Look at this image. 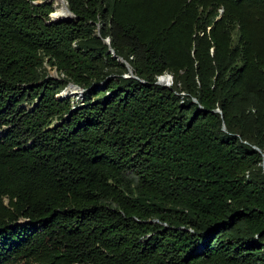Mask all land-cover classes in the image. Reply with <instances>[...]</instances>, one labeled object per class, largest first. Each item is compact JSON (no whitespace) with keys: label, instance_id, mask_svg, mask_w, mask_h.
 Returning a JSON list of instances; mask_svg holds the SVG:
<instances>
[{"label":"trees","instance_id":"obj_1","mask_svg":"<svg viewBox=\"0 0 264 264\" xmlns=\"http://www.w3.org/2000/svg\"><path fill=\"white\" fill-rule=\"evenodd\" d=\"M64 1L0 0V264H264V0Z\"/></svg>","mask_w":264,"mask_h":264},{"label":"water","instance_id":"obj_2","mask_svg":"<svg viewBox=\"0 0 264 264\" xmlns=\"http://www.w3.org/2000/svg\"><path fill=\"white\" fill-rule=\"evenodd\" d=\"M64 1V0H63ZM65 2V1H64ZM67 9H68V7H67ZM68 11H69V13H70V16L69 17H66V18H55V17H53V16H51V14H52V12H50L49 14H48V19L45 21L46 23H51V22H59V21H61V20H70L72 17H73V13L68 9ZM97 34H98V32H97ZM103 40H105V42L106 43H108V38L107 37H104L103 38ZM108 51L111 53V55H113V56H115L116 57V59H118V60H120V61H122L123 63H124V65L127 67V73H124V76H133V77H136V75L135 74H133V73H131V69H130V67H129V65H128V63L121 57V56H119V55H116L114 52H113V49L110 47V46H108ZM54 71H56L55 70V68H54ZM168 76V79H165L164 81H159V77H161L163 74H160V75H158L157 76V78H156V80H155V82L156 83H161V84H165V85H167V84H169V82L171 81V75L169 74V73H166ZM142 81V80H141ZM69 84H74V83H69ZM74 85H76L77 86V84H74ZM194 101H195V98H192ZM215 110H217V111H219V109H217V108H215ZM222 129L224 128L223 127V124H222V127H221ZM253 147H255L256 149H258L256 146H254L253 145ZM262 156H264V154H262Z\"/></svg>","mask_w":264,"mask_h":264},{"label":"rangeland","instance_id":"obj_3","mask_svg":"<svg viewBox=\"0 0 264 264\" xmlns=\"http://www.w3.org/2000/svg\"><path fill=\"white\" fill-rule=\"evenodd\" d=\"M38 1H43V2H50V1H47V0H35V2H38ZM51 5L53 6L54 8V5L51 3ZM95 29H97V26L95 27ZM97 31V30H96ZM104 38V37H103ZM102 38V40H103ZM44 71H45V75H48V76H51V77H54V78H60L61 77V74H58L56 71H54V68L49 66L47 63H44ZM168 72H165L163 74H166ZM124 75V74H123ZM70 82H67L58 92H57V96L59 97H64V96H68L71 101L75 102V103H79V101L82 99L83 97V88L78 86L77 85V88L78 90H80V95H79V92L78 93H66L65 92V89L70 85L69 84ZM171 83V81L169 82V84ZM167 84V85H169ZM180 94H183V92H180ZM78 95V96H77ZM155 220V219H153Z\"/></svg>","mask_w":264,"mask_h":264},{"label":"bare ground","instance_id":"obj_4","mask_svg":"<svg viewBox=\"0 0 264 264\" xmlns=\"http://www.w3.org/2000/svg\"><path fill=\"white\" fill-rule=\"evenodd\" d=\"M47 1H50L54 5V12H53V14H51V16H53L55 18H66V17L70 16V13H69V11L67 9L66 3L63 0H47ZM131 73H133L132 70H131ZM167 76H168L167 74H163L161 77H159V81H161V80L164 81L165 79H168ZM65 92L66 93H70V94L79 92V95H80L81 91L78 90L76 85L70 84L65 89Z\"/></svg>","mask_w":264,"mask_h":264}]
</instances>
